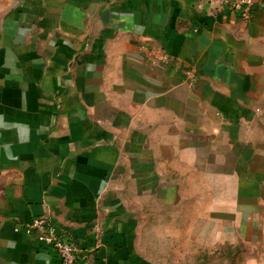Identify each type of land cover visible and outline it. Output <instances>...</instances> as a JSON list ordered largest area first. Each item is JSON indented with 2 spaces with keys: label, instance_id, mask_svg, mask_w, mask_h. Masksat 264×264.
I'll list each match as a JSON object with an SVG mask.
<instances>
[{
  "label": "crops",
  "instance_id": "1",
  "mask_svg": "<svg viewBox=\"0 0 264 264\" xmlns=\"http://www.w3.org/2000/svg\"><path fill=\"white\" fill-rule=\"evenodd\" d=\"M42 217L75 264H264V0H0V264H62Z\"/></svg>",
  "mask_w": 264,
  "mask_h": 264
},
{
  "label": "built area",
  "instance_id": "2",
  "mask_svg": "<svg viewBox=\"0 0 264 264\" xmlns=\"http://www.w3.org/2000/svg\"><path fill=\"white\" fill-rule=\"evenodd\" d=\"M257 0H207L217 10L228 9L238 13L240 17L250 22L254 16V6ZM19 231V228H16ZM23 231L34 235L39 242L48 249H51L60 258L62 264H75L77 261L78 249L68 239L56 232V229L47 218H36L26 223Z\"/></svg>",
  "mask_w": 264,
  "mask_h": 264
},
{
  "label": "rangeland",
  "instance_id": "3",
  "mask_svg": "<svg viewBox=\"0 0 264 264\" xmlns=\"http://www.w3.org/2000/svg\"><path fill=\"white\" fill-rule=\"evenodd\" d=\"M264 245H261L259 250L263 248ZM241 251L247 253V249L239 248ZM231 251H229L227 248H224L223 250H219L218 256L217 253L215 254H210L209 260L206 262L207 264H240L239 259H235V257L232 255L229 256L228 259H225L228 254ZM240 252V251H239ZM238 253V252H237ZM239 254V253H238ZM224 257V259H222Z\"/></svg>",
  "mask_w": 264,
  "mask_h": 264
}]
</instances>
